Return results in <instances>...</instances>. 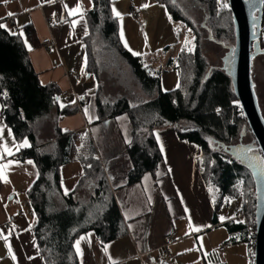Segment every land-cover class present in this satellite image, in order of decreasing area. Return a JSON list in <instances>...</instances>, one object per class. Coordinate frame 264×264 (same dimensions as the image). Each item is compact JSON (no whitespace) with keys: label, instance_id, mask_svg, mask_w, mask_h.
Instances as JSON below:
<instances>
[{"label":"crops","instance_id":"1","mask_svg":"<svg viewBox=\"0 0 264 264\" xmlns=\"http://www.w3.org/2000/svg\"><path fill=\"white\" fill-rule=\"evenodd\" d=\"M145 4L149 6L143 7ZM89 6L88 0H0V23L23 35L40 83L57 86L60 107L79 108L57 123L72 135L70 160L61 168L63 193L74 189L81 174L77 155L87 133L126 229L125 236L105 245L94 232L81 235L73 245L78 264H160L164 238L171 232L178 237L168 247L170 264H252L250 246L234 243L238 235L225 226L234 221L239 206L230 208L234 199H222L203 182L196 165L201 148L180 140L174 128L154 132L162 154L156 174H145L138 183L127 185L132 168L126 151L132 131L128 115L95 122V95L101 82L86 74L83 41L89 32L85 17ZM135 11L140 18L131 16ZM111 12L118 20L123 47L141 58L150 74L161 72L163 92L178 89L174 65L182 48L190 43L194 46L191 31L183 23L173 22L157 0H111ZM27 25L32 34L24 31ZM45 39L49 40L47 46L42 43ZM117 90L107 94L103 89V94L109 100L127 97L131 105L148 101L140 86L134 92ZM65 94L68 102L63 99ZM36 131L40 144L55 140L49 122H39ZM27 146V141H16L0 108V264H45L33 233L36 216L26 196L38 179V170L32 160L19 156L20 149ZM66 180L72 182L67 189ZM10 217L15 218L13 222Z\"/></svg>","mask_w":264,"mask_h":264},{"label":"trees","instance_id":"2","mask_svg":"<svg viewBox=\"0 0 264 264\" xmlns=\"http://www.w3.org/2000/svg\"><path fill=\"white\" fill-rule=\"evenodd\" d=\"M88 1L85 17L89 32L83 41L86 74L99 79L93 51L94 41L99 38V54L119 57L148 98L139 105H131L127 97L109 100L101 83L95 95V122L121 114L130 119L131 140L126 151L132 168L127 174V185L138 183L145 174H156L162 154L154 132L172 127L180 140L201 148L196 165L203 182L222 199L241 198L245 202L254 189L249 156L262 169L264 163L223 64L235 43L227 0H195V8L202 15L199 26L186 17L179 0H157L166 7L173 22L183 23L194 36L193 50H182L175 61L179 88L167 93L160 88L161 72L150 74L142 59L123 47L111 0ZM24 31L32 34L31 25L25 26ZM204 36L225 51L220 67L207 66L202 54ZM260 48L264 50V38L260 39ZM60 96L57 86L40 83L23 35L0 27L1 116L19 144L28 142L26 148L20 149V159L32 160L38 170V179L26 193L36 216L35 241L45 264H78L73 245L81 235L94 232L99 243L105 245L125 236L126 229L115 193L87 133L77 156L81 174L74 189L63 193L61 168L70 160L72 135L59 129L57 123L79 108L60 107ZM43 120L53 126L55 140L40 144L36 129ZM240 149L245 151L239 152ZM80 192L86 196L77 199ZM55 197L60 198L61 208L54 205ZM225 226L232 235H238L234 243L250 245L243 224L230 221Z\"/></svg>","mask_w":264,"mask_h":264},{"label":"water","instance_id":"3","mask_svg":"<svg viewBox=\"0 0 264 264\" xmlns=\"http://www.w3.org/2000/svg\"><path fill=\"white\" fill-rule=\"evenodd\" d=\"M264 0H227L232 15L235 43L223 64L230 77L233 93L254 138L264 163V117L252 79V61L264 54L260 48ZM243 149L239 152L243 153ZM256 195V238L253 264H264V169L249 156Z\"/></svg>","mask_w":264,"mask_h":264},{"label":"rangeland","instance_id":"4","mask_svg":"<svg viewBox=\"0 0 264 264\" xmlns=\"http://www.w3.org/2000/svg\"><path fill=\"white\" fill-rule=\"evenodd\" d=\"M194 1L195 0H179V3H181L182 10L186 15V17L187 16L191 17L195 25L199 26L202 21V15L200 14V12H198V10H196ZM98 44H99V38H96L93 44V51L96 57V61L99 65V80L105 92L107 94H114L119 92L117 90L118 88L123 90H130L132 92H134L135 90L138 91L139 85L135 80V78L133 77V75L131 74L128 66L119 57L113 54L100 55ZM182 50L191 51L193 50V46L190 43L185 48H182L180 52ZM224 53L225 51L221 49V47H219L214 43L208 42V40L204 36L202 54L205 58L206 64L209 67V69H213L214 67H220L222 65L221 60L224 56ZM252 79L255 84V91L258 97L259 106L261 108V112L264 117V57L263 56H258L254 59L252 65ZM45 124L46 123H44V129H45ZM243 143H245V140L243 141ZM79 144L82 146L81 142ZM66 181L68 182L65 185V188L67 189L72 182H69L70 180H66ZM85 196L86 194H84V192H80L77 199H81L82 197L84 198ZM248 196L249 197L246 198L245 201H249L250 203V200H252L251 197L254 199V189L253 191H250ZM59 201H60L59 197L57 198L55 197L53 200V203L56 206V208L62 207L61 206L62 204ZM243 202L244 201L241 198L234 199L233 201H231L230 208H236L237 206H239V210H240Z\"/></svg>","mask_w":264,"mask_h":264},{"label":"built area","instance_id":"5","mask_svg":"<svg viewBox=\"0 0 264 264\" xmlns=\"http://www.w3.org/2000/svg\"><path fill=\"white\" fill-rule=\"evenodd\" d=\"M133 18H140V13L135 11L131 15ZM261 37L264 38V2L262 7V22H261ZM43 45L47 46L49 44V40L45 39L43 40ZM75 80H80L79 76L74 77ZM69 95L65 94L63 96V99L68 102ZM252 200L245 201L243 203V206L241 209L236 213L234 221L241 223L245 226L246 231L248 233V237L250 239V261L253 264V255H254V245H255V238H256V217H255V210H256V195L254 191V199L251 197ZM14 217H10L9 221L13 222ZM178 235L176 232H171L168 235L165 236L163 245H162V252H163V258L160 262V264H170L169 261V253H168V247L174 243V241L177 239ZM224 247L220 248L219 251H223Z\"/></svg>","mask_w":264,"mask_h":264},{"label":"snow or ice","instance_id":"6","mask_svg":"<svg viewBox=\"0 0 264 264\" xmlns=\"http://www.w3.org/2000/svg\"><path fill=\"white\" fill-rule=\"evenodd\" d=\"M149 5H147V4H145L143 7H148ZM226 6V5H225ZM113 12H114V14L115 15H117V16H119V13L118 12H116V10L115 9H113ZM8 15L9 16H11V15H13V13H8ZM0 27H5L4 25H2V24H0ZM121 38L123 39V34L121 33ZM125 46H127V45H125ZM135 54V53H134ZM29 163H31V161H29ZM6 182V181H5ZM223 219V218H222ZM191 226V225H190ZM198 230V229H197ZM79 241L77 242V250L79 251ZM13 259H15L14 257H13Z\"/></svg>","mask_w":264,"mask_h":264}]
</instances>
